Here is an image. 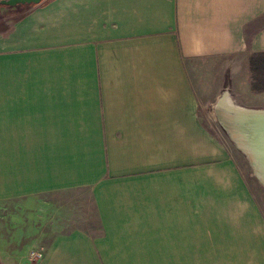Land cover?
<instances>
[{
    "label": "crops",
    "instance_id": "crops-1",
    "mask_svg": "<svg viewBox=\"0 0 264 264\" xmlns=\"http://www.w3.org/2000/svg\"><path fill=\"white\" fill-rule=\"evenodd\" d=\"M263 17L264 0H43L0 16L4 264H264L263 208L201 126L215 77L192 74L263 56Z\"/></svg>",
    "mask_w": 264,
    "mask_h": 264
},
{
    "label": "rangeland",
    "instance_id": "rangeland-1",
    "mask_svg": "<svg viewBox=\"0 0 264 264\" xmlns=\"http://www.w3.org/2000/svg\"><path fill=\"white\" fill-rule=\"evenodd\" d=\"M35 5L36 4L34 3H27L26 5L22 6H20L19 4L15 10H10L8 13H4V15L6 17L18 16L24 14L29 9L33 8ZM255 57L256 56L254 55L251 56L250 62L248 61L247 57L246 59H243L242 57H237L233 64L229 63V70L233 65L235 67L234 75L225 74L224 67L226 65H224L225 63H222L219 60H215V62L210 64H195V68L193 69L194 72L192 74L195 75L197 72L203 71V75H205L206 72L211 71L210 76L214 75L212 77H215V79L212 80L210 78V80L207 82L206 89L212 88L215 90L216 87L219 90L218 95L213 97V99L204 107L203 111L199 113L203 122L201 126L204 129L205 137H208L210 141L214 143V145L218 146V149H220V151L224 153L225 156H230L234 159L236 165L242 170L246 182L251 186L264 212V186L255 175V172L253 171V168L247 156L237 147V145L227 133L226 129L219 121V118L217 117L218 112L215 108L216 104H218V101L224 98L225 100H232L234 104L239 105L241 107L255 110H264V72L263 66L259 67V65H257L258 61H262L258 58L263 59V56L257 57V59H255ZM225 72H227L226 69ZM227 91L229 94L225 93ZM204 95V99L209 97V95H207L206 93ZM206 157H208V159L205 160H209L212 158L210 156ZM85 199L87 200L88 197L86 196ZM85 199L74 198V200L78 202V204L82 203L81 200ZM74 210L75 211H73V214L75 215L74 217H76V220H78L77 217H79V215H85V213H78V209L76 208ZM74 226H84V224L75 223ZM85 226H89V228L91 226L92 228L94 225L86 224ZM71 227L73 226L70 224L62 228H64V230H68ZM7 250L8 252H11V250L13 252H19L21 249L19 247H16V249H10L9 246ZM31 251H33V249ZM7 259H9L8 253L1 249L0 264H4Z\"/></svg>",
    "mask_w": 264,
    "mask_h": 264
},
{
    "label": "water",
    "instance_id": "water-1",
    "mask_svg": "<svg viewBox=\"0 0 264 264\" xmlns=\"http://www.w3.org/2000/svg\"><path fill=\"white\" fill-rule=\"evenodd\" d=\"M42 0H0V2L8 4V7H1L0 8V16L3 12L6 10H15L19 4H38ZM217 110V104L215 106ZM218 117V113H217ZM219 118V117H218ZM259 120H263V124L258 123ZM221 122V121H220ZM253 122V126L245 125V123H251ZM232 123L234 126H236L237 134H232L227 130V127L221 122L223 127L226 129L227 133L231 137V139L234 141V143L237 145V147L247 156L249 159L251 166L253 168V171L255 172V175L260 180V182L264 186V178L262 177V174L264 173V150L259 149L258 146L255 145L256 143H261L264 145V111L263 112H236V114L233 116ZM252 127V129H251ZM239 136L242 141L246 139V142H250L252 146L254 147V150H257V157H258V163L254 164L253 160L251 159L250 155L247 153L245 149H243L237 142L236 136ZM259 171V172H258Z\"/></svg>",
    "mask_w": 264,
    "mask_h": 264
},
{
    "label": "bare ground",
    "instance_id": "bare-ground-1",
    "mask_svg": "<svg viewBox=\"0 0 264 264\" xmlns=\"http://www.w3.org/2000/svg\"><path fill=\"white\" fill-rule=\"evenodd\" d=\"M244 111H246V112H263L264 110H255V109L241 107L239 105L234 104L232 100H225L224 98L220 99L218 101V104H217V112H218L219 121H221L227 127V130L232 134H237L236 126H234L232 123L233 116L236 114V112H242L243 113ZM258 123L263 124V120H259ZM245 125L249 126V128H247V129H250V126H253V122L247 123V124L245 123ZM251 129H252V127H251ZM235 139L238 141L237 143L243 149H245L247 151V153L250 155L255 166H256V164H259L257 162L258 161L257 150L256 149L254 150V147L252 146V144L250 142H246V139H244V141H242L238 135L235 137ZM254 142H255V145L258 146L259 149L264 150L263 144L256 143V141H254ZM262 177L264 178V173L262 174Z\"/></svg>",
    "mask_w": 264,
    "mask_h": 264
},
{
    "label": "trees",
    "instance_id": "trees-1",
    "mask_svg": "<svg viewBox=\"0 0 264 264\" xmlns=\"http://www.w3.org/2000/svg\"><path fill=\"white\" fill-rule=\"evenodd\" d=\"M257 57H262V56H256L255 59H257ZM258 59L262 61H258L257 65H259V67L263 66V72H264V52H263V59L262 58H258Z\"/></svg>",
    "mask_w": 264,
    "mask_h": 264
},
{
    "label": "flooded vegetation",
    "instance_id": "flooded-vegetation-1",
    "mask_svg": "<svg viewBox=\"0 0 264 264\" xmlns=\"http://www.w3.org/2000/svg\"><path fill=\"white\" fill-rule=\"evenodd\" d=\"M29 4V3H28ZM22 5H26V4H20V6H22ZM9 5L8 4H5V3H2V2H0V8L1 7H8ZM10 10H6L5 12H3L2 14H1V16H5L4 15V13H8Z\"/></svg>",
    "mask_w": 264,
    "mask_h": 264
},
{
    "label": "built area",
    "instance_id": "built-area-1",
    "mask_svg": "<svg viewBox=\"0 0 264 264\" xmlns=\"http://www.w3.org/2000/svg\"><path fill=\"white\" fill-rule=\"evenodd\" d=\"M31 255L34 256V257H40L42 254L39 252V251H31Z\"/></svg>",
    "mask_w": 264,
    "mask_h": 264
}]
</instances>
